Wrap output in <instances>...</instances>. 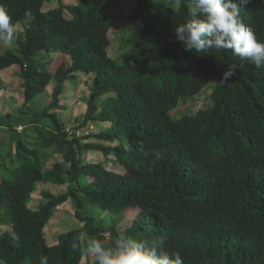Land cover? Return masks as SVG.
Returning a JSON list of instances; mask_svg holds the SVG:
<instances>
[{
  "label": "trees",
  "instance_id": "16d2710c",
  "mask_svg": "<svg viewBox=\"0 0 264 264\" xmlns=\"http://www.w3.org/2000/svg\"><path fill=\"white\" fill-rule=\"evenodd\" d=\"M178 1L136 0L130 20L137 28L122 30L123 52L116 59L109 54L115 23L109 10L118 0H59L48 11L47 0H0L19 46L0 55V71L19 67L25 98L14 114L0 117V126L12 133L7 157L27 156L14 180L0 178V226L12 229L0 233V264H39L44 256L48 264H82L89 238L106 246L118 238L157 241L162 251L179 252L184 264H264V68L230 51H185L174 28L190 19V7L188 0ZM240 19L264 43V0H251ZM42 52L52 54L51 64L54 54L67 56L70 64L52 73L40 64L44 57L36 60ZM233 65L236 74L222 82ZM78 73L92 76V83L71 139L56 111ZM211 82L212 107L172 116ZM50 84V104L32 107ZM90 122L109 125L92 135L109 145L77 136ZM29 127L43 149L40 157L16 137L27 139ZM47 150L63 161L46 167L41 157ZM94 151L115 155L128 173L88 162L84 155ZM39 182L68 189L63 195L42 191L44 202L33 209ZM70 199L83 225L50 245L45 228ZM130 207L139 214L124 227Z\"/></svg>",
  "mask_w": 264,
  "mask_h": 264
},
{
  "label": "rangeland",
  "instance_id": "374dc122",
  "mask_svg": "<svg viewBox=\"0 0 264 264\" xmlns=\"http://www.w3.org/2000/svg\"><path fill=\"white\" fill-rule=\"evenodd\" d=\"M136 0H118L116 6L109 10L111 17L114 20V26L111 28L109 32L110 39L112 44L109 48V54L113 58H119L122 54L121 48V34L122 30H129L137 28L136 25L132 23L130 20V15L132 13V7H134ZM66 4H76L77 0H63ZM180 0L177 2V6H179ZM59 5V0H47L45 3L43 10L48 11L50 9L56 8ZM70 17V15L68 14ZM22 24L18 25L17 29L19 33L23 31ZM124 32V31H123ZM130 36V33H127ZM19 48L18 44L15 42L12 47H5L0 44V55L4 54L7 49H17ZM40 57H44L45 60L40 62ZM52 58V54L42 52L36 57V60L40 62L43 66L46 65V68L50 70L52 73L58 70L61 66L65 68L69 65L70 60L67 56L54 54V62L51 64L50 60ZM50 62V66H49ZM20 69L18 68V73L15 75L10 74V70L8 71H0L1 79L5 80L3 83H0V117H4L7 113H15L20 107H22L24 103V94L23 89L21 88L22 79L19 76ZM78 77L75 81L69 82L66 86V90L64 94L61 96L60 105L61 107L56 111L58 113V117L61 122H64L67 126L73 125L76 120L82 119L84 114L87 111V103L86 98L89 96V89L91 86V78L92 76H86L83 73H78ZM215 88V83H209L201 92L194 95L193 99H187L180 103L178 108L172 112V116L175 118L184 116L185 114H195L199 110L207 109L213 106L212 100V92ZM8 93L7 95L1 92ZM53 91V84H50L48 87V93L44 96L39 95L35 100H33L32 107H37L38 109L45 108L48 106L52 100L51 94ZM11 94L13 97H10ZM23 97V98H21ZM23 99V100H22ZM185 102V103H184ZM36 111H39L38 109ZM109 125L107 123H98V122H90L87 127L79 128L80 130L77 132V136L88 137L84 140L86 143H95L102 145H109L104 141L98 140L93 136L98 135L104 129H106ZM5 128L0 126V178H7L9 180L15 179V172L17 169L21 167V165L25 162L27 156L23 155L17 160L16 157H7V153L11 149V140L12 133L10 131H5ZM21 133L25 131V129L19 127L18 129ZM17 138H21L22 141L30 148H33L40 157V154L43 153V149L40 147L39 143L37 144L36 140V132L33 127H29V131L26 135H17ZM16 137L13 141L12 150L15 152L16 146ZM48 153V154H47ZM47 153H44L43 157H41V161L44 162L46 167L53 166L56 162L63 161V157L60 154H51V150H47ZM84 156L87 157L88 162H100L102 161L105 164V167L113 172H120L122 174H127L128 170L123 169L119 163L116 161V157L113 154H110L108 158L104 156V154L100 151L88 152ZM68 186L67 184L58 185L52 183L40 182L37 185V190L33 194L32 201L30 203V207L35 209L41 202H44L41 192L47 190L55 195H63L67 192ZM76 205L75 202L70 199L66 203L62 204L58 207L56 212L54 213L53 218L45 228L46 237L48 243L50 245L57 244L59 241V235L65 233L72 229H77L80 225H83L75 216ZM109 214V213H108ZM139 214V209L130 207L126 210V219L128 220L124 227L127 224H131L133 219L137 217ZM12 231L10 227L0 226V233H5L6 231ZM95 258L86 255L83 258L82 264H94Z\"/></svg>",
  "mask_w": 264,
  "mask_h": 264
},
{
  "label": "clouds",
  "instance_id": "9594fccd",
  "mask_svg": "<svg viewBox=\"0 0 264 264\" xmlns=\"http://www.w3.org/2000/svg\"><path fill=\"white\" fill-rule=\"evenodd\" d=\"M188 3L190 19L174 28L175 39L185 51L197 55L210 49L230 51L234 57L251 63L256 69L264 68V43L240 19L241 9L251 0H188ZM16 40L12 17L0 5V44L10 48ZM235 68L233 65L223 73L222 82L236 74ZM70 127L68 125L66 132H70L72 139ZM156 155L159 158L160 154ZM80 235L87 237L86 232ZM79 239L73 241V249L79 248ZM84 253L94 257L96 264H184L179 252L168 253L161 250L157 241L140 242L135 238H118L111 246L89 238ZM39 264H48V258L40 257Z\"/></svg>",
  "mask_w": 264,
  "mask_h": 264
},
{
  "label": "crops",
  "instance_id": "0c3cea01",
  "mask_svg": "<svg viewBox=\"0 0 264 264\" xmlns=\"http://www.w3.org/2000/svg\"><path fill=\"white\" fill-rule=\"evenodd\" d=\"M18 66H16V65H14V66H12V67H10V68H8V69H5V70H2V71H8V70H10V74H11V76L12 75H15V74H17L18 73ZM0 78H1V75H0ZM2 81V83L5 81L4 79L3 80H1ZM1 92H3L4 94H8V93H6V92H4V90H1ZM9 96L10 97H13L11 94H9ZM14 98V97H13ZM21 98H23V97H21ZM24 99V98H23ZM22 99V100H23Z\"/></svg>",
  "mask_w": 264,
  "mask_h": 264
}]
</instances>
